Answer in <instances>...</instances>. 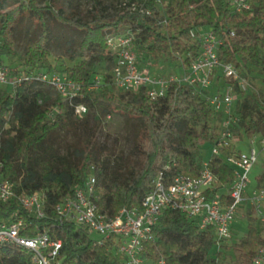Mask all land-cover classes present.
<instances>
[{"label":"trees","instance_id":"obj_1","mask_svg":"<svg viewBox=\"0 0 264 264\" xmlns=\"http://www.w3.org/2000/svg\"><path fill=\"white\" fill-rule=\"evenodd\" d=\"M144 6L154 15L158 7H164L170 23L160 26L146 14L137 13H121L111 19L98 13L91 21L81 23L59 15L60 0H0L1 63L3 58L14 56V32L20 21L29 20L40 29L39 36L21 56V64L13 67L3 64L12 75L35 70L63 74L83 88L82 98H77L74 104L103 108L106 114L142 122L135 156H123L122 152L96 142L100 119L94 118L92 126L86 120L79 121L82 117L74 116L71 107L46 85L28 82L14 92L9 88L0 90V179L15 184L18 195L43 193L46 213L43 220H35L16 200L0 202V222L17 213L25 227L20 232L22 237H34L36 229H40L52 239L61 240L60 258L65 264H121L119 256L107 250L112 241L93 247V237L84 228L59 223L55 218L56 204L66 196H73L90 167L94 168L99 211L114 216L123 207L139 208L143 197L153 189L155 178L166 167H169L166 178L197 176L204 161L200 147L212 146L218 137L212 125L218 116L205 100L207 92L203 96L171 83L164 99L149 101L144 90L116 91L109 85V73L101 77L102 87L98 91L86 92L96 77L93 65L113 62L107 38L125 29L139 31L143 38L138 49L145 62L179 58L187 68L200 52V43L193 33L211 29L223 41L218 48V60L233 65L239 75L243 66H259L264 56V0H251V10L242 13L232 12L226 0H147ZM98 7L93 0L94 10ZM48 18L80 34L75 66L62 69L50 66ZM230 31L234 32L233 37L229 36ZM242 95H238L233 115L237 119L234 132L239 129L243 140L264 134V97L243 95L242 100ZM53 108L58 113L53 114ZM250 108L256 111L257 121H245ZM64 133L74 135L75 144L61 153L58 143ZM232 152L234 149H224L221 154ZM209 159L217 182L212 193L226 199L225 193L234 181L233 171L223 158ZM246 220L243 237L222 246L215 258H210L209 250L215 243L213 230L199 231L194 221L166 210L152 229L154 240L145 244V255L161 257L166 264H215L217 260H227L226 255L233 264H251L257 250L264 248V223L253 218L251 212H247ZM0 264H31V255L20 247L3 246Z\"/></svg>","mask_w":264,"mask_h":264},{"label":"built area","instance_id":"obj_2","mask_svg":"<svg viewBox=\"0 0 264 264\" xmlns=\"http://www.w3.org/2000/svg\"><path fill=\"white\" fill-rule=\"evenodd\" d=\"M226 1L232 12L251 10V0ZM144 14L151 16L147 9H144ZM126 32L128 33L107 38V46L113 58L109 85L123 93L144 90L149 101L164 99L171 83L185 86L202 95L207 92L205 100L221 120L218 137L210 149V158H223L224 164L233 171L234 181L225 193L226 199L222 200L219 193H212L217 182L210 169V159L203 161L200 172L195 177L174 175L166 178L165 174L169 171V167H166L155 178L153 189L143 197L139 208L123 207L116 215L108 216L101 213L96 204V178L94 168L90 167L85 181L75 189L73 196H66L56 204L55 218L59 223L84 228L93 237V247H101L112 241L107 250H113L121 259V264H166L161 257L149 258L145 255V244L153 242L152 229L166 210L179 212L187 220L194 221L199 231L213 230L214 245L218 251L232 241V227L239 210L246 219V214L242 213L246 204H249L252 217L264 223V189L255 190L251 196L245 197L250 172L257 164L259 154L264 153V134L250 136L251 144L260 146L259 152L252 147L244 152L238 150L221 154L224 149H234L232 142L237 119L233 115V109L236 96L246 91L245 81L233 65L218 60V48L223 41L211 29H201L193 33L194 39L200 43L199 56L185 68L181 78L167 81L152 75L148 67L141 69L137 65V55L132 45L133 35ZM229 36L233 37L234 32L230 31ZM219 75L230 82L214 90ZM102 81L101 77H95L93 84L87 86L85 91H98L102 87ZM28 82L41 83L51 88L62 103L71 107L74 116L81 118L87 114L85 105L74 104L77 98L83 96L82 86L73 83L65 75L42 70L12 75L0 62V86L14 92L22 83ZM52 113H58L57 108H53ZM12 200H16L19 207L31 218H46L43 193L18 195L15 184L0 179V202L8 203ZM24 229L23 221L17 213L0 222V247H20L30 253L31 264H65L60 258L61 240L52 239L47 232L40 229H36L34 237H22L20 232ZM94 236L101 238L95 240ZM225 262L217 260L215 264H233L230 260ZM251 264H264V248L257 250Z\"/></svg>","mask_w":264,"mask_h":264},{"label":"rangeland","instance_id":"obj_3","mask_svg":"<svg viewBox=\"0 0 264 264\" xmlns=\"http://www.w3.org/2000/svg\"><path fill=\"white\" fill-rule=\"evenodd\" d=\"M99 7L94 10L93 0H60L61 11L58 12L59 15L65 18L72 19L73 21H78L81 23L91 21L92 18L100 13L106 18H114L116 15L121 13H137L144 14V2L137 0H96ZM155 23L160 26H164L170 23V20L165 15L164 7H158L157 14L154 15L151 12L149 16ZM46 28L48 32V50L50 53L49 64L53 68H66L75 66L78 61L75 59V53L80 41V34L74 30L66 28L60 24L55 23L52 19L48 18L46 20ZM163 30L162 28H160ZM126 30V29H125ZM123 34H127L129 31L133 35L132 45L135 53L137 54V65L144 69L148 67L149 72L163 80H171L176 78H181L185 68L183 67V59L172 60L171 58L164 57L159 59L157 62L144 61V55L139 53L138 47L142 41V36L139 31L126 30ZM40 34V29L35 26L29 20H22L19 22L16 30L14 32V56L3 58L4 65H9V67L17 66L21 64V56L25 52L26 47L36 39ZM142 55V56H141ZM150 63V64H149ZM148 65V66H147ZM95 76L102 77L106 74H110L111 65H108L104 61L95 63L93 65ZM8 69V68H7ZM9 70V69H8ZM241 74L239 75L246 84V91L242 93L243 95H261L264 97V56H262L261 64L257 67L246 65L241 69ZM219 79L215 83V89L219 88L221 84L226 85L230 80L224 79L223 76H217ZM221 87V86H220ZM0 86V90L3 89ZM235 91H237L234 88ZM44 93V92H43ZM42 93V94H43ZM242 95V100L244 96ZM48 100V99H47ZM239 97L236 96V102H238ZM88 112L79 121L86 120L89 126L94 123V118L100 119V124L96 133V142L99 145H104L107 149L113 148L118 152H122L123 156L134 157L136 154V143L137 137L142 128V122L140 120H128L125 117L106 114L103 108H92L87 106ZM248 116L245 121L252 120L257 121L258 116L255 110L249 109ZM109 116V119L107 118ZM214 126V133L219 132L221 127L220 117L215 119L212 123ZM237 132H233V142L232 146L234 151H247L249 148H254L257 152L260 151V146L258 144H251L250 136L248 139H241L239 136V129ZM235 130V131H236ZM182 131V128H181ZM264 131V128H262ZM59 150L61 153H66L67 149H70L75 144V136L72 134H61L59 140ZM210 144H205L200 147L201 155L203 160H208L210 158ZM262 176V177H261ZM264 189V153H260L258 157V162L252 169L249 175V183L245 192V197L251 196L255 190ZM244 212H251L249 209V204L245 205ZM239 213L234 221L232 230L233 238L232 241H239L241 237L246 233L247 220L243 218L242 214ZM95 240H99L100 236H94ZM217 253V248L214 246L209 250L210 258H215ZM229 255H226V262L229 260ZM225 262V263H226Z\"/></svg>","mask_w":264,"mask_h":264}]
</instances>
